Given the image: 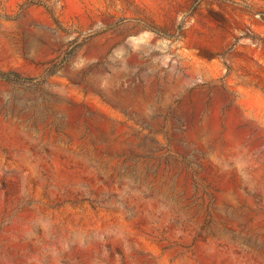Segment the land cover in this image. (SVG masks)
Returning a JSON list of instances; mask_svg holds the SVG:
<instances>
[{
  "label": "rangeland",
  "instance_id": "374dc122",
  "mask_svg": "<svg viewBox=\"0 0 264 264\" xmlns=\"http://www.w3.org/2000/svg\"><path fill=\"white\" fill-rule=\"evenodd\" d=\"M0 264H264V0H0Z\"/></svg>",
  "mask_w": 264,
  "mask_h": 264
},
{
  "label": "trees",
  "instance_id": "16d2710c",
  "mask_svg": "<svg viewBox=\"0 0 264 264\" xmlns=\"http://www.w3.org/2000/svg\"><path fill=\"white\" fill-rule=\"evenodd\" d=\"M2 75H3V77H6V76H5V75H6V73H4V72H3V74H2Z\"/></svg>",
  "mask_w": 264,
  "mask_h": 264
}]
</instances>
